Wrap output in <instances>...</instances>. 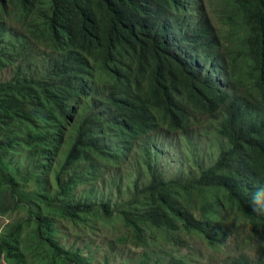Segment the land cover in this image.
Instances as JSON below:
<instances>
[{"label":"trees","instance_id":"trees-1","mask_svg":"<svg viewBox=\"0 0 264 264\" xmlns=\"http://www.w3.org/2000/svg\"><path fill=\"white\" fill-rule=\"evenodd\" d=\"M5 68L0 259L99 264L119 222L110 243L264 264V0H0Z\"/></svg>","mask_w":264,"mask_h":264},{"label":"rangeland","instance_id":"rangeland-1","mask_svg":"<svg viewBox=\"0 0 264 264\" xmlns=\"http://www.w3.org/2000/svg\"><path fill=\"white\" fill-rule=\"evenodd\" d=\"M13 24V22L8 21ZM11 76L10 68L0 70V80L8 79ZM166 150V149H164ZM162 163L167 166L168 169H171L170 162L165 160V157L162 159ZM24 190H34V186L30 182H25L23 184ZM88 187L89 186H81L79 188L80 195L87 196L88 195ZM94 189L99 192L106 191V188L97 184ZM9 214V219H14L16 216H23L22 211L13 209ZM9 219L0 214V230L3 227L5 222H8ZM121 224L116 222L114 226L104 227L100 229L98 232H93L88 241L91 244L83 248V255L87 257H91V262L102 264L104 261L107 264H132L134 260L139 257V254L146 253L149 256V260H152L160 250H166L169 253V259H181V261L186 262L187 264H220L224 259L227 258L228 254L233 253V248L224 247L220 250L212 249L205 246L201 241L196 238H192L187 241V244L183 247H178L175 249L174 247L163 244L159 240H155L153 244H149L145 249L140 247H135L130 243L120 244V243H110L111 240L114 239L116 234L120 231ZM58 238H61V234L58 233ZM148 239V238H147ZM71 241H69L70 243ZM79 245V242H77ZM125 258H129L130 261L123 262ZM0 264H8L0 259Z\"/></svg>","mask_w":264,"mask_h":264}]
</instances>
